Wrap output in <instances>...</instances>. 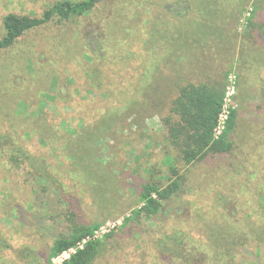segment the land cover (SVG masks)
I'll list each match as a JSON object with an SVG mask.
<instances>
[{
    "label": "rangeland",
    "instance_id": "374dc122",
    "mask_svg": "<svg viewBox=\"0 0 264 264\" xmlns=\"http://www.w3.org/2000/svg\"><path fill=\"white\" fill-rule=\"evenodd\" d=\"M58 1L64 0H0V39L8 13L40 17ZM111 1L105 0L83 19L64 26L53 21L29 32L0 54V133L17 131L35 158H47L52 166L69 170L73 167L71 150L83 143L76 140L78 132L101 127L90 180L80 175L78 180L64 179L73 187L81 222L99 224L94 231L107 223L114 226L93 239L101 243L93 264H167L169 258L161 253L166 251L160 239L173 226L190 230L194 239L205 241L207 226L213 221L218 226L225 218L242 220L245 225L260 222L259 197H264V26L257 29L254 40L243 41L240 36L233 46L225 47L226 38H220L221 54L195 44L185 58L179 57L183 48L178 47L166 62L158 61L165 51L157 53L161 51L158 46L156 56L148 58L145 38L139 36L144 33L146 37L158 10L163 22L159 34L165 35L162 31L166 30L171 37L169 22L176 20L170 7L174 0ZM255 21L264 24V9ZM244 26L243 18L239 34ZM75 45L78 50L73 49ZM128 49L138 52L137 62L124 57ZM84 53L96 55L93 64L85 60ZM122 61L137 67L159 62V79L141 96L136 86L142 71L134 75L119 71L117 64ZM98 69L107 75L104 88L92 90L86 72L94 74ZM187 80L225 81V108L238 111L232 157L229 163L213 166L203 162L185 165L175 158L172 163L186 178V189L173 204L168 220L141 218L125 224L124 218L142 206L141 180L151 174L156 178L171 176L167 152L175 156L176 151L165 145L163 120L179 86ZM36 192L32 177L0 156V238L12 245V249L0 251V264H25L22 258L26 257L18 254L25 248L34 250L33 256L41 252L46 259L53 236L71 226L65 202L51 201L48 192L39 196ZM65 192L70 194L69 188ZM226 201L234 203L235 208L229 203L226 210L234 208L236 217L222 215ZM251 244L256 250V243ZM252 261L245 257L243 264ZM63 262L56 257L52 264Z\"/></svg>",
    "mask_w": 264,
    "mask_h": 264
},
{
    "label": "trees",
    "instance_id": "16d2710c",
    "mask_svg": "<svg viewBox=\"0 0 264 264\" xmlns=\"http://www.w3.org/2000/svg\"><path fill=\"white\" fill-rule=\"evenodd\" d=\"M104 1H58L48 7L40 17L8 13L2 21L4 33L0 39V54L14 47L29 32L47 26L53 21L64 26L69 22L87 17ZM263 1L174 0L170 7L171 10L175 11L176 20L169 22L172 25L170 27L172 38L167 37L166 30L162 31L165 35L159 34L160 24L163 22L158 10L151 26L146 30V37H144V33L139 37L145 38L144 48L148 58L150 55L156 56L158 46H160L161 51L157 48V53L165 51L163 55L157 58L158 61L166 62L173 51L175 54L178 47L183 48V54L179 57L185 58L183 55L187 54V50L195 44L196 46L207 47V51L214 48L221 54L222 43L220 46L219 43L222 41L220 38H226L225 47L233 46L231 43L240 36H242L243 41L246 39L254 40L257 29L261 30V27L264 26V24L255 21L259 11L264 9ZM247 12L250 14L246 16ZM243 18L245 26L242 34H239L237 28ZM164 40L167 42L164 43ZM74 47L73 49L78 50L77 45ZM131 50L127 52V55L124 54V57H131L130 60L137 62L139 54ZM83 55L85 60L94 63L96 55L91 56L89 53ZM234 56L232 55L231 58L234 59ZM30 62L31 64L34 63L32 59ZM158 63L151 65L149 62H144L140 67H137L131 64V61H122L117 66L119 71L125 70L128 75L142 71L140 83L136 88L143 96L153 87L154 80L159 79L160 65ZM232 63H236V60H232ZM98 70H94V74L86 72L92 90L104 88V76L107 77V75L105 73L103 75L102 72L100 74V70L98 74ZM227 92L228 87L225 81H214L213 83L199 81L195 83L192 80H187L179 86L170 106L169 115L163 120L165 145L167 149L170 147V150L176 151L175 156L172 152H167L166 163L170 166L171 176L163 175L161 178H156L152 177L151 174L150 178L141 180L139 204L142 206L134 211L131 217L124 218L125 224L133 219L141 218L161 222L168 220L173 204L181 198L186 189V178L172 163L175 158L185 165L203 162L213 166L229 163L234 152L232 134L235 131L238 111L235 108L227 110L224 129L220 130L221 115L225 111ZM100 131L101 127L96 126L81 133L78 132L80 135L76 140L84 144L82 143L78 148L71 150L73 167L69 170L57 165L52 166L53 164L51 165L47 158H35L26 145L22 143V136L17 131L0 133V156L7 159L15 168L22 169L29 178L32 177L36 184L38 196L46 195L48 192L51 201L52 199H59L68 205L66 215L70 216L67 218L71 226L67 225L57 236H53L46 259L43 257L44 254H40L41 252L36 254L37 256H33L31 252L34 250L26 248L19 250L18 254L22 253L19 257H26L22 258L25 260V264H52L53 259L63 252L75 248L78 243L90 237L94 230L99 227V224L86 225L81 222V219H78L79 211L75 206V196L71 193L73 187L68 185L64 179L68 177L78 180L80 175V177L90 180L95 156L94 144L102 135ZM71 135L74 136L75 134ZM108 186L109 183L107 182L106 187ZM67 188H69L70 194L65 192ZM229 203L233 202L226 201L221 206L222 210L225 211L222 215L234 218L236 217L235 212L232 211L235 208L234 203V208L231 211L226 210L230 205ZM259 203L261 209L257 211L260 218L258 224L255 222L245 225L242 220L234 222L225 218L224 223H220L218 226L217 221H213L207 226L205 241L194 239L190 230L171 226L172 229L166 230L168 234L160 239L161 247L166 251L161 250V253L166 255L165 258H169L167 264H243L245 257L253 260L251 264H262L264 197H259ZM251 242L256 243V250L252 249L253 244ZM99 246L101 243L98 240H89L84 244L83 249H78L62 264H93L97 258ZM8 249H12V245L6 239L0 238V251Z\"/></svg>",
    "mask_w": 264,
    "mask_h": 264
},
{
    "label": "built area",
    "instance_id": "2783aa9c",
    "mask_svg": "<svg viewBox=\"0 0 264 264\" xmlns=\"http://www.w3.org/2000/svg\"><path fill=\"white\" fill-rule=\"evenodd\" d=\"M226 115H227V110L225 108L224 113L221 115V121H220V126H219V129L220 130L224 129V122H225V119L227 118ZM109 227H114V226H111V223H107V224L103 225L99 230L94 231V233L90 237L85 238L82 241V244H80L78 247L80 249H82L83 248L82 246L84 244H86L87 241L98 238L97 235H99L98 233H100V232H102V234H105V233L109 232L110 231V228ZM79 248H72V249H70L68 251L63 252L61 255H59L57 257V260L60 259L61 261H65V260L69 259V257L71 256V254L75 253L77 251V249H79Z\"/></svg>",
    "mask_w": 264,
    "mask_h": 264
}]
</instances>
